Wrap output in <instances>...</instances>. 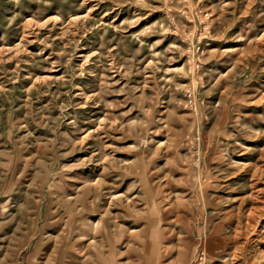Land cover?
Segmentation results:
<instances>
[{"label":"rangeland","instance_id":"obj_1","mask_svg":"<svg viewBox=\"0 0 264 264\" xmlns=\"http://www.w3.org/2000/svg\"><path fill=\"white\" fill-rule=\"evenodd\" d=\"M0 264H264V0H0Z\"/></svg>","mask_w":264,"mask_h":264}]
</instances>
